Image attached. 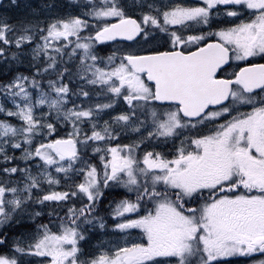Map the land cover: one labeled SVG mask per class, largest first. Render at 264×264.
Instances as JSON below:
<instances>
[{
  "label": "snow or ice",
  "instance_id": "obj_1",
  "mask_svg": "<svg viewBox=\"0 0 264 264\" xmlns=\"http://www.w3.org/2000/svg\"><path fill=\"white\" fill-rule=\"evenodd\" d=\"M0 264H264V0L0 2Z\"/></svg>",
  "mask_w": 264,
  "mask_h": 264
},
{
  "label": "trees",
  "instance_id": "obj_2",
  "mask_svg": "<svg viewBox=\"0 0 264 264\" xmlns=\"http://www.w3.org/2000/svg\"><path fill=\"white\" fill-rule=\"evenodd\" d=\"M0 2H3V0H0Z\"/></svg>",
  "mask_w": 264,
  "mask_h": 264
}]
</instances>
